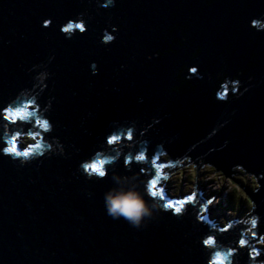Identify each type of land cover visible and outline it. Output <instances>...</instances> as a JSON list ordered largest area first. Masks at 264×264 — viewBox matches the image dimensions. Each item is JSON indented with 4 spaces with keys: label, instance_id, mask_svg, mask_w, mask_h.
Returning <instances> with one entry per match:
<instances>
[{
    "label": "water",
    "instance_id": "obj_1",
    "mask_svg": "<svg viewBox=\"0 0 264 264\" xmlns=\"http://www.w3.org/2000/svg\"><path fill=\"white\" fill-rule=\"evenodd\" d=\"M165 155L254 176L256 231L196 196L168 208ZM110 190L151 215L113 219ZM262 238L264 0H0V264H264Z\"/></svg>",
    "mask_w": 264,
    "mask_h": 264
},
{
    "label": "rangeland",
    "instance_id": "obj_2",
    "mask_svg": "<svg viewBox=\"0 0 264 264\" xmlns=\"http://www.w3.org/2000/svg\"><path fill=\"white\" fill-rule=\"evenodd\" d=\"M35 140L36 137L23 136V146L27 147L32 143H34ZM167 158H169V156L165 155V162L167 161ZM182 164H183L182 167L178 168L180 164H177L178 167L177 168L174 167L172 169V171L176 172L175 174L173 173L172 175L169 176V178L167 177V179L162 180L163 182L162 185L166 186L165 188L170 193L185 194V193L194 192L196 188H200L204 193L203 195L206 200H209L207 198L213 199L211 200V203H209L208 205L209 207L219 205L220 213L245 217L247 221L253 226V221H252L253 219L251 218V214L253 210H250L251 213L250 216L248 217L247 215L242 216L243 214H241L240 212L235 213L232 210L230 211L231 207L229 204V199H231L233 195L234 198L232 199H234L236 202L240 201L238 200L240 198L239 192L241 191L243 194L245 193L244 186L245 187L249 186L251 190H256L257 181L254 178V176L245 172L238 171L234 173L235 175L233 174L232 177H226L223 173L217 172L214 167H200L194 161L184 162V163L182 162ZM237 180L241 181L242 183L237 185L238 184ZM240 185L241 186L244 185L243 186L244 192L240 188ZM236 190L238 191L240 190V191L236 192ZM215 194L216 195L218 194V197L214 196ZM225 207H228V209ZM256 227L258 228V225H256L254 228ZM248 230L249 231H247V236H251V229ZM258 236H260V234ZM260 249L264 253V239L257 241L256 243V250H260Z\"/></svg>",
    "mask_w": 264,
    "mask_h": 264
},
{
    "label": "clouds",
    "instance_id": "obj_3",
    "mask_svg": "<svg viewBox=\"0 0 264 264\" xmlns=\"http://www.w3.org/2000/svg\"><path fill=\"white\" fill-rule=\"evenodd\" d=\"M47 23L46 21L45 24ZM20 114L19 112L15 113L16 116ZM88 165H90L93 174L100 167V164L96 163ZM104 205L107 215L113 219L123 218L133 227H139L142 220L151 215V210L146 205L143 196L136 191L129 190L123 193H114L110 190L104 196Z\"/></svg>",
    "mask_w": 264,
    "mask_h": 264
},
{
    "label": "snow or ice",
    "instance_id": "obj_4",
    "mask_svg": "<svg viewBox=\"0 0 264 264\" xmlns=\"http://www.w3.org/2000/svg\"><path fill=\"white\" fill-rule=\"evenodd\" d=\"M49 23H50V22H48V23L45 24L44 26L47 27ZM69 27H71V26H69ZM76 27L79 28L82 32L85 31V28H84L83 25H76ZM65 30H67V29H65ZM106 40L111 41V40H112V37H111V36H108V37H106ZM192 71H193V73H195V72L197 71V69L193 68ZM17 112L21 113L19 110H17ZM21 114H22V113H21ZM21 114H20V115H21ZM40 123L44 124L45 127H47V123H46V122H44V121H40ZM121 138H122V139H126V140H131V139L133 138V137H132V133L129 131L127 136H122ZM116 140H117V137H116L115 135H111V134H110V135L106 138V143H107L108 145H112V144H114V143L116 142ZM12 151L15 152V149H12ZM24 154L26 155L27 153H24ZM136 159H137V160H144L145 157H144L143 155H140V156H137ZM124 163H128V161H124ZM152 163H153L154 165H156V161H155V160H152ZM156 166L162 168L164 165H163V164H159V165H156ZM86 168H87V169H91V168H90V165H87ZM94 174H96L99 178H106V171L103 170V168H102L101 166L99 167L98 170H96V172H95ZM150 183H151V185H152V189H153V190H152V194L155 195L156 181H155V180H152ZM191 199H192V198L189 197V198L186 199V200L177 201L176 204L169 203V204L167 205V207L170 208V209H172L175 213L179 214V213L181 212V207H180L179 205H183V204H185V203H188ZM209 203H211V201H209ZM255 226H256V222L253 221V227H255ZM222 231H226V229H222ZM253 235H255V233H253ZM262 239H264V238H262ZM203 243H204L205 245L214 244V243H215V240H214L213 237H209V238L205 239V240L203 241ZM239 245H240L241 247H245V246H246V242H245L243 239H241V240L239 241ZM255 251H256V250L253 249V252H255ZM256 255H259V253L256 252ZM217 256L219 257V253H217ZM253 258H255V257H253ZM213 264H219V261H213Z\"/></svg>",
    "mask_w": 264,
    "mask_h": 264
},
{
    "label": "trees",
    "instance_id": "obj_5",
    "mask_svg": "<svg viewBox=\"0 0 264 264\" xmlns=\"http://www.w3.org/2000/svg\"><path fill=\"white\" fill-rule=\"evenodd\" d=\"M223 91L226 89V88H229V85H227V84H223ZM184 163V162H183ZM183 166V164L181 163L180 165H179V167L178 168H180V167H182ZM175 172V171H174ZM176 173V172H175ZM174 173V174H175ZM238 183V184H237ZM237 185H239L240 183H242L241 181H238L237 180ZM256 183V182H255ZM244 184V183H243ZM257 184V183H256ZM244 186V185H243ZM243 186H241L240 185V188L243 190ZM257 188H258V184H257V186H256ZM256 188V189H257ZM248 190V189H250V187L248 186V187H245L244 186V190ZM244 190H243V192H244ZM251 190V189H250ZM238 190H236V192H237ZM240 191V190H239ZM238 191V192H239ZM235 192V191H234ZM244 194H245V196H244ZM242 193L241 191L239 192V196H240V198L238 199V200H240V201H235L234 199H232V198H234V196L232 195V198L231 199H229V204H230V207H231V209H230V207H229V209H230V211L232 210L233 212H235V213H241V214H243L242 216H246L247 215V217L248 216H250V213H251V211L250 210H253V208H254V206L252 205V202H251V200L248 198V196H247V194L246 193ZM246 197V198H245ZM244 198H245V200H244ZM242 200V201H241ZM252 221H256V219H253Z\"/></svg>",
    "mask_w": 264,
    "mask_h": 264
},
{
    "label": "bare ground",
    "instance_id": "obj_6",
    "mask_svg": "<svg viewBox=\"0 0 264 264\" xmlns=\"http://www.w3.org/2000/svg\"><path fill=\"white\" fill-rule=\"evenodd\" d=\"M224 87V86H223ZM223 90V89H222ZM44 120V119H43ZM21 124V122H18V124L17 125H20ZM42 124V123H41ZM23 136H25V135H22V138H23ZM39 141H40V138H37L36 137V140H35V142H36V144L37 145H39ZM165 179H167V177H165ZM207 204V203H206ZM255 229H257V228H255ZM249 231V230H248ZM256 231V230H255Z\"/></svg>",
    "mask_w": 264,
    "mask_h": 264
}]
</instances>
